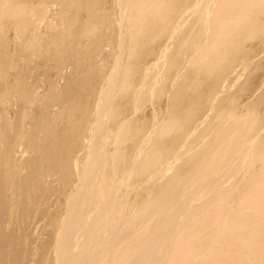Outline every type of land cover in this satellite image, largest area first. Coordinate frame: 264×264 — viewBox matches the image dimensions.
Instances as JSON below:
<instances>
[{
	"label": "bare ground",
	"instance_id": "6f19581e",
	"mask_svg": "<svg viewBox=\"0 0 264 264\" xmlns=\"http://www.w3.org/2000/svg\"><path fill=\"white\" fill-rule=\"evenodd\" d=\"M38 1L18 0L11 15L37 37L31 56L55 61L41 92L26 88L17 32L4 39L0 105L18 111L0 113V264H211L233 250L239 264H264V0H52V17L77 11L70 25L46 9L31 21ZM14 2L0 0L4 15ZM80 25L97 40L82 44ZM156 92L167 101L147 121L128 114ZM38 96L46 118L32 112L26 127ZM130 179L134 203L113 192Z\"/></svg>",
	"mask_w": 264,
	"mask_h": 264
},
{
	"label": "rangeland",
	"instance_id": "374dc122",
	"mask_svg": "<svg viewBox=\"0 0 264 264\" xmlns=\"http://www.w3.org/2000/svg\"><path fill=\"white\" fill-rule=\"evenodd\" d=\"M15 2V6L16 5H18V0H14ZM52 0H39L38 1V3H39V5L36 7V10L35 11H33V13L31 14V16H28V18H30L31 19V21H36L37 22V19H39V18H41L42 17V15H43V11H45V9L48 7V6H51L52 5V2H51ZM148 0H145V2H147ZM35 2H37V1H35ZM104 2H105V0H104ZM82 9H84L83 7H81ZM9 10H10V12H9ZM9 10L8 9H4L3 10V12H6V13H8V15H4L3 13H2V11L0 10V73H4V74H8V72H3V70H4V67L6 66V62H5V59L10 55V54H8L9 53V49H10V47H11V45H9V42L8 41H5L4 39H6L7 38V36H8V38H9V36L10 37H14V30H15V33H16V35H15V37L12 39V45H13V43H14V46H12V47H16L15 49V52H21L19 55H17V53H15L17 56H18V58L17 59H19L18 61H19V63L20 62H22L23 63V70H24V72H23V75H24V82H25V84H26V88L28 87V91L29 92H33L34 90H33V88L35 87V86H38V91L39 92H41L42 91V88H44L43 86L45 85V84H47V79L48 78H46L45 76H48V75H52V71L54 70V69H52V68H55V66H54V63H55V61L53 60H51L50 62H47V61H45L44 59H43V55L41 56V58L40 57H38L37 55H36V53L38 52V51H35V54L33 55V56H31V53H29L30 52V49L32 48L31 47V45L30 44H28V43H35V40H33L32 41V39H36L37 37H29V35H28V33H27V31H26V33L24 32V31H22V27H20V25L18 24L19 23V20L15 17V18H13V16L11 15V11H13V10H15V11H17L18 10V7L16 6V7H12V9H11V7L9 8ZM47 10V13H46V15L48 16V19L49 18H52V19H54V20H52V21H54L55 23L56 22H59V20H63L64 21V23H65V25H70L72 22H74L75 21V18H77V16H78V14H77V11L76 10H74V9H72V10H70V13H71V16L70 15H68L67 17H63V19H59L60 18V16L63 14V9L59 6V12H58V14L55 16V14L53 15V17H52V15L50 14V12H51V9H46ZM52 26H56V25H53V24H51ZM51 25H48L47 26V30H41L42 28H40V35H41V37H42V42H44L43 43V48H46L45 46H49L50 45V40L49 41H47V39H49V37H52V35H51V31H52V29H53V27L51 26ZM81 26V25H80ZM35 27H37V25H35ZM72 28L73 27H71V33H73V35H75L76 36V38L78 39V40H80V42L82 43V44H84V45H90V42H94V41H96L97 39V37H96V34L97 33H95V30H94V28L93 27H91V26H81V27H79L78 29H79V31L81 32V36H78V30L76 31V33L74 34V31L72 30ZM85 28H86V30L87 31H84L85 30ZM47 31V32H46ZM9 32V33H8ZM43 32H44V34H43ZM82 32H83V35H82ZM8 33V34H7ZM48 33V34H47ZM50 33V34H49ZM5 34V35H4ZM47 34V35H46ZM4 36V37H3ZM21 36V37H20ZM18 39H17V38ZM20 37V38H19ZM26 37V38H25ZM96 37V38H95ZM91 38H93V39H91ZM96 40H95V39ZM14 39H15V41H14ZM21 39H24L25 40V43H23L22 41L23 40H20ZM66 39V38H65ZM69 39V38H68ZM74 39V38H73ZM72 39V40H73ZM84 39V40H83ZM111 39L112 40H117L116 39V35H114L113 37H111ZM85 40H86V42H85ZM93 40V41H92ZM46 41V42H45ZM74 41V40H73ZM8 42V43H7ZM18 42H21L22 44H19ZM42 42H40V44L42 45ZM50 42V43H49ZM110 42H112V41H110ZM4 43H6V44H4ZM36 44V43H35ZM47 44V45H46ZM10 47H9V46ZM16 45H19V46H16ZM26 45V46H25ZM29 45V46H28ZM4 46V47H3ZM8 46V47H7ZM24 48H23V47ZM28 46V47H27ZM3 47V48H2ZM20 47V48H19ZM5 48H7V49H5ZM14 48H12L13 50H14ZM17 48H18V50H17ZM23 48V49H22ZM37 48V47H36ZM4 49V50H3ZM49 50V53L52 51V49L50 50V48H48ZM57 49H59V47H57L56 49H54L53 48V52L52 53H54V55L57 53ZM20 50V51H19ZM8 52V53H7ZM29 53V55H28V53ZM58 52H60L59 50H58ZM5 53V54H4ZM6 53H7V55H6ZM5 55V56H4ZM54 55H52V56H54ZM57 55V54H56ZM23 56V57H22ZM76 56V58H79V56H77V55H75ZM5 58V59H4ZM75 57H73V59H74ZM22 60V61H21ZM24 61H27V65L25 64V62ZM42 61V62H41ZM39 64V65H38ZM48 64V65H47ZM53 64V65H52ZM22 65V64H21ZM50 66V67H49ZM39 67V69H37ZM3 68V69H2ZM52 69V70H51ZM124 66H123V70H122V80H121V77L119 76V74L118 73H115L116 75H117V81H116V85L115 86H113L114 87V90H113V93L112 94H108V92L106 91V94L110 97V99L108 100L109 102H111V100H112V102H114L119 96H120V93L119 92H117V89H116V86L119 88L120 86H121V82L124 80ZM39 70V71H38ZM49 70V71H48ZM85 70L87 71V72H89V69H86L85 68ZM33 71H34V73H33ZM35 71H37L36 73H35ZM46 71V72H45ZM32 73V74H31ZM42 73H44V74H42ZM41 74H42V78L40 77L41 76ZM38 75H40V76H38ZM43 75H44V77H43ZM3 76V75H2ZM36 77H38V78H36ZM40 77V78H39ZM36 78V79H35ZM45 78V79H44ZM40 81H39V80ZM44 79V80H43ZM164 79H167L166 77L164 78ZM170 79H171V77H170ZM49 80V79H48ZM169 80V79H168ZM168 80L166 81V83H165V87L166 86H168ZM37 83H36V82ZM43 81H45V83L43 82ZM31 82H33V83H31ZM0 83H1V77H0ZM36 83V84H35ZM38 84V85H37ZM6 88H7V85L5 86ZM29 87H31V88H29ZM99 87V85H97V87L96 88H98ZM177 88V87H176ZM31 89V90H30ZM35 89V88H34ZM37 89V88H36ZM175 89V88H174ZM176 90H178V89H175V91ZM115 93V94H114ZM157 94H158V92H156V93H154L153 94V96L149 99V101L147 102V103H141L140 104V106H138L137 108H131V109H129V115L131 116V114H132V117H134V119H137L136 117H138V118H140V117H143V119H145L146 120V118L148 119V116L150 115V110H151V108L153 107V106H156V104L157 105H159V104H165L166 103V99L167 98H165V97H159L161 100H164L163 101V103H162V101L157 97ZM154 97V98H153ZM38 98H39V96H38ZM244 99H247V96H245V98ZM44 100V101H43ZM45 100L46 99H44V97H40L39 98V100L37 101V102H33V101H31V104L30 103H28V108L26 109V111H25V115H24V119H23V121L25 122V125H26V127L28 126L29 127V125H30V123H31V119H32V115H34L35 114V116H36V119L37 120H39V122H41V125L43 124V122H42V120L44 121L45 120V118H46V114L47 113H45V111H47L46 110V108L44 109L45 111L43 112V108L42 107H44V105H46V103H45ZM161 102V103H159L158 104V102ZM143 102V101H142ZM14 104V105H13ZM154 104V105H153ZM11 105V106H10ZM34 105V108H35V112L33 111V108H31L32 106ZM141 105H142V107H141ZM144 105V106H143ZM10 108V111H9V115L8 116H10L11 115V113L13 112V118H14V116L16 115V113H17V111H18V109L16 108V105H15V102L14 101H12V103H10V104H7V103H5V104H2V105H0V113H2V114H5V112H6V110H8ZM32 109V110H31ZM143 109V110H142ZM37 110L39 111V113L37 112ZM110 110H111V108H110ZM34 114H33V113ZM43 112V113H42ZM147 112V113H146ZM45 113V114H44ZM31 114V115H30ZM39 114H43V116L42 115H39ZM149 114V115H148ZM27 115V116H26ZM39 116H41V117H39ZM104 116V115H103ZM105 117V119H107L108 117L107 116H104ZM109 117H111V116H109ZM30 118V119H29ZM162 118V117H161ZM168 117H165V119H167ZM159 120H160V118H158ZM27 120V121H26ZM147 121V120H146ZM50 123L52 124L51 126H53L54 125V123H55V121H54V119H50ZM29 124V125H28ZM126 124V123H125ZM58 130V129H57ZM49 133H48V131L47 130H44V132L42 131V134H40L39 136L41 137V138H38V141H39V139H40V141H39V145L41 146V143L47 138V135H48ZM124 134H126V132L124 133ZM122 135L121 137H123V136H126L123 140H121L120 139V137H119V140H120V144H122V143H124L125 142V144L129 141L128 139H129V134L127 135ZM128 136V137H127ZM113 136H111V137H107V139H105V145H108L109 143H107V140H108V138H109V140L108 141H110V144H112L111 143V141L113 142V138H112ZM127 138V139H126ZM111 139V140H110ZM125 140V141H124ZM122 141V142H121ZM128 147H129V143H127L126 144ZM150 146L151 145H148V146H146V147H148V148H145L147 151L149 150V148H150ZM127 147V148H128ZM118 158H119V156H118ZM146 159V158H145ZM121 162V165H122V162L123 161H120ZM120 162L118 161V169H119V171H117V169H115L116 168V166H115V168H114V170H113V173H110V175H112V177H116V175L118 176V177H120V174H119V172H120ZM140 167V166H139ZM139 167H137V168H139ZM140 169H141V167H140ZM115 170H116V172H115ZM118 172V173H117ZM119 174V175H118ZM116 179V178H115ZM118 179V178H117ZM133 179V178H132ZM132 179H130V181H127V182H122L121 184H120V186L118 187V190L117 191H113V192H115L116 194H117V196H118V198H121L122 196V194H125V193H127L129 196H127L126 198H129V200H131L133 203H134V201L135 200H133L134 198H133V195H134V191H130L129 190V188H133V187H131V183H132ZM199 181V178H195L194 180H193V182H195L194 183V187L195 186H198V185H200V183H196V182H198ZM121 182V181H120ZM119 182V183H120ZM136 182V181H135ZM137 183H139V182H137ZM136 183V184H137ZM123 186V187H122ZM129 187V188H128ZM128 188V189H127ZM123 189V190H122ZM120 191H121V193H120ZM129 192H130V194H129ZM239 192V191H238ZM114 193V194H115ZM121 195H120V194ZM115 194V195H116ZM213 194L215 195L216 194V192L214 191L213 192ZM119 195H120V197H119ZM209 195H210V192H209ZM208 196V195H207ZM208 197H210V196H208ZM208 197L206 198V199H208ZM224 206H222L221 207V210H224L225 208H223ZM219 210V206H217L216 207V213H217V211ZM244 213H246V211H244ZM125 220H127V218H125ZM144 229V228H143ZM143 229L142 228H140V232H139V234H142V235H145L146 233H145V231H143ZM142 230V231H141ZM141 235V236H142ZM140 236V237H141ZM45 239V238H44ZM38 243V242H37ZM143 244V239L142 238H136V239H134V240H131V241H122V243L118 246V247H122V246H128L129 248H131V249H135V248H137V247H139V246H141ZM36 245V244H35ZM114 252H116V251H114ZM114 252H112V254H114ZM158 254V253H157ZM194 254H196V253H194ZM217 254H218V252H217ZM217 254H215L214 256H217ZM241 255H243L242 253L240 254V252H238V251H232V253L230 254V256H228V257H231V258H229L228 260H224V261H221V262H219V263H216V262H214V260H212L211 261V264H239L238 262H236V260H235V258L236 259H238L239 257H240V259H242L243 260V256H241ZM195 258H196V256L195 255H193L192 257H190L189 259H185L182 263H180V264H195ZM239 259V260H240ZM170 260L171 259H169V260H167V262H166V264H172L171 262H170ZM186 260H189V261H187V263H186ZM231 260V261H230ZM239 260H237V261H239ZM235 261V262H234ZM213 262V263H212ZM229 262H231V263H229ZM164 263V260H162V261H157V262H155V263H153V264H163ZM165 264V263H164ZM177 264V263H176ZM210 264V263H209Z\"/></svg>",
	"mask_w": 264,
	"mask_h": 264
}]
</instances>
